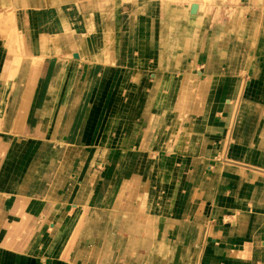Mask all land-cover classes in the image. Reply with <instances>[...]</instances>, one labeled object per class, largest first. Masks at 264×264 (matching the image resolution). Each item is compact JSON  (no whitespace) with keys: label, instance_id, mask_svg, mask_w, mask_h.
I'll use <instances>...</instances> for the list:
<instances>
[{"label":"crops","instance_id":"1","mask_svg":"<svg viewBox=\"0 0 264 264\" xmlns=\"http://www.w3.org/2000/svg\"><path fill=\"white\" fill-rule=\"evenodd\" d=\"M100 1L0 0V14L11 16L12 36L21 40L19 50L10 51L4 41L8 36L0 29V264L52 263L49 246L56 225L48 223L47 239H40L46 230L41 222L45 218L38 221L42 206L22 194L27 168L39 164L34 155L40 146L36 137L24 136L86 134L87 104L99 101L90 97L103 92L107 72L113 76V96L134 89L139 93L130 97L133 104H146L155 86L165 88L160 92L165 98L155 97L154 102H167L169 87L185 85L194 92L197 88L202 104L201 111L193 108L186 116H175L195 122L176 127L177 135L192 137L170 147L172 127L163 121L168 111L132 107L123 121L115 111L110 116L112 134L133 136L126 150L143 151L142 171L127 180L136 184L128 198L136 204L143 200L137 214L142 211L144 224L134 229L157 232L140 241L150 248L143 263L152 257L149 264H264V0L188 5L129 0L124 30L120 0H107L114 10L109 15L104 9L85 12ZM211 6L223 7L222 17ZM168 7L173 9L164 13ZM232 8H239L240 15L233 16ZM78 21L80 28L73 26ZM61 22L65 29L57 36ZM216 23L222 25L217 28ZM120 87L125 89L122 95ZM156 118L158 125L141 128V119ZM139 135H166L165 143L157 138L141 142ZM24 143L35 147L26 160ZM73 150L86 148L70 147L65 159L53 164L65 167L56 170L62 183L53 188L55 200L68 199L61 206L65 214L76 210L74 202L80 199L66 184L78 183L80 189L87 184L86 172L77 179ZM118 150L126 151L124 146ZM152 152L158 153L156 158ZM124 162L139 164L130 158ZM79 166L87 167L86 157ZM66 168L69 179L63 176ZM132 262L141 261L130 258Z\"/></svg>","mask_w":264,"mask_h":264},{"label":"rangeland","instance_id":"2","mask_svg":"<svg viewBox=\"0 0 264 264\" xmlns=\"http://www.w3.org/2000/svg\"><path fill=\"white\" fill-rule=\"evenodd\" d=\"M195 1L199 0H169L168 2L171 4L183 3L184 5H188L191 2L195 3ZM200 1L206 4H213L214 2V0ZM222 1L223 0H218V2ZM107 2V0H103V2L100 1L99 4L95 3L91 5L89 3L90 5L85 12L90 13L92 11H102L104 9L106 12L105 14L109 15V13L114 10L112 9V4L110 5L112 2H110L109 5ZM127 2H129V0H120V6L123 7L119 8V16L123 13L122 16L126 18V20L127 17L125 16H127L128 12L125 10V4ZM149 2L151 4H158L161 0H150ZM234 2H238V0H233V4H236ZM122 8L124 10L121 12ZM146 8L149 10V7ZM166 9L170 10L173 8H164V13ZM192 9L193 12L191 13L194 15L197 8L195 5H192L191 10ZM201 9H204V7H201ZM209 9L212 13L213 11H216V16L223 15V7L211 6ZM143 10L144 7L139 8L140 12H143ZM232 14L233 16H239V8H232ZM130 16L131 18L134 17V15ZM126 20L121 24L120 30L126 29L128 25V20ZM129 23V30H131L134 25L132 19ZM81 24L82 22L78 21L75 25L73 24V26L77 25V27L80 28ZM220 25L219 23H216L215 27L218 28ZM234 25L237 24H233V26ZM122 26H124V28H122ZM0 29H3L5 35L8 36V38H5L4 41L6 42L9 50H19V43H21V40L17 39L16 36H12L15 31V22L12 20L10 15L0 14ZM64 29L65 24L61 22L59 26L57 25L55 28V35L58 36ZM75 37V40L79 41L80 36L77 37L76 34ZM128 41H131V39ZM126 43L127 40H125V45ZM72 56L77 58L76 53L72 54ZM13 64L16 65L17 61H14ZM112 78L113 76L111 72H107L105 85L102 86L101 89L98 87V90H103V92L100 95H93L90 97L93 98V100L97 99L99 101H92L87 104L88 118L86 120V134L81 136L64 134H38L36 136H24L25 138L29 137L27 140H30L31 137H36L40 143L39 150H37L34 155L35 159H39V164L38 166L33 167L31 165L27 168V175L25 179H28V181L24 184L25 187L22 194L29 198L34 197V201L38 203L37 207L41 208L42 206V214L40 213L38 221L42 220L40 219L41 217L45 218V220L41 222H43V226L46 230L45 232H41L40 239H47L46 234L49 232L48 223H55L56 225L55 231L51 232V241L49 246L53 249L51 252L53 253L51 264H101L99 262H102V264H129L128 260L130 258H136L141 261L136 262L135 264H149L152 257H147V262L145 260L143 263V260L145 256L144 254H148L150 248L149 246L140 245V241L144 238V236H154L157 232L154 231L150 234V232H146L142 229H134L135 226L144 224L142 211L140 214H137L138 211L142 210L138 208L140 206H138V204L141 203L142 208L143 200L137 199L136 204L134 199L128 198V194L136 192V184L127 182L129 176L131 178L133 173L142 171L143 151H139L137 149L135 151L131 149L129 151L126 150L128 146L132 145L131 142H133V140L131 141L130 138H133V136L129 134L125 137L123 134H112L111 127L113 119L110 118V116L112 115V112L115 111L117 115L121 116V121H123V116H126V114L133 109L132 107H134L136 111L144 109H146V111H150L151 109L152 111L157 110L156 112L163 110L168 111V119L163 121L166 122L168 127H172L171 130H173V133L170 130L167 140V146L170 147L175 145V143H177V141L181 138H184V140L187 141L192 137L186 134L177 135L174 133L176 132V127H191L194 124L193 122H195L192 119H186V117L184 119L177 120L175 116L178 114L182 116L181 112L183 113V116H186L189 114V111L191 112V110H193V108H195V112L201 111L202 109V104H199L197 101V88H195L194 92L193 88L187 87L186 85L179 87L178 89L175 87H169L167 90L168 101H163L161 103L160 100L158 102H154V98L160 97V92H162L165 88L155 86L150 88L151 97L148 99L146 104H142L141 102L139 104L138 102L133 104L132 98L130 99V97L135 95L138 98L139 93L134 89L132 91L130 90L129 94L126 90L124 96H113L114 91H112V86H110L112 84ZM119 90L120 95H122L123 90L125 89L120 87ZM176 95L177 100H175ZM164 96L165 95H162L160 99L165 98ZM125 99L126 101H124ZM155 115L159 114L155 113ZM151 122H154V124L157 123L156 125H158L160 119H141L142 126H140L141 128H147V123L149 124ZM124 126L128 127L127 125ZM154 128L155 126L153 125L151 130H154ZM103 131L104 133L102 134L101 132ZM143 136L144 135L137 136L138 141L149 142L154 141L155 138H157V143L160 139L162 145L165 143L164 141L166 135H149L147 136L148 138ZM138 141L137 143H139ZM79 145L82 147L84 146L86 150L82 152L73 150L71 152L75 163L78 166L75 167V169H77V179L80 178L81 174L86 172L87 184L86 186L83 185L81 189L78 183L71 184L68 182L66 184V187L72 192L75 191L79 195L80 199L77 201L75 200L74 202L78 205V208H76V210L71 208L69 211L70 214H65L61 206L65 205L68 199L55 200L53 198L54 192L56 193L57 190H54L53 188L62 180V177H57L56 173V170L59 169V167L56 168L53 164L57 160L65 159V154L69 152L70 147L75 148L79 147ZM121 146H124L126 151H119L118 147ZM22 151L26 155L24 158L26 160L30 157L32 151H35V147H32L31 143H24ZM162 151V153H165V150ZM156 153L157 152H152L153 158L157 157V155H155ZM134 154H137L135 158L132 157ZM85 157L87 158V167L82 166L81 168L79 164L81 163V159ZM129 158L135 160L136 163L139 162V164L134 165L132 162L129 164L125 163L124 160ZM114 159L119 160V162L116 161V165H114ZM48 160L51 161L49 162ZM64 169L65 167L61 170ZM68 171L69 170L66 168V171L63 174L65 178L67 176V179H69ZM69 183L71 184V187H68ZM49 188L52 189L49 190ZM97 194L101 196L100 199L95 197ZM129 218L132 220L135 218L136 220L130 221ZM24 221L29 223V221ZM25 226L27 225H24V227ZM194 236L195 235H192L191 237L195 238ZM130 264L134 263L132 262Z\"/></svg>","mask_w":264,"mask_h":264},{"label":"water","instance_id":"3","mask_svg":"<svg viewBox=\"0 0 264 264\" xmlns=\"http://www.w3.org/2000/svg\"><path fill=\"white\" fill-rule=\"evenodd\" d=\"M194 7V6H193ZM191 12H193V9L191 10Z\"/></svg>","mask_w":264,"mask_h":264},{"label":"bare ground","instance_id":"4","mask_svg":"<svg viewBox=\"0 0 264 264\" xmlns=\"http://www.w3.org/2000/svg\"><path fill=\"white\" fill-rule=\"evenodd\" d=\"M75 41V40H74Z\"/></svg>","mask_w":264,"mask_h":264}]
</instances>
